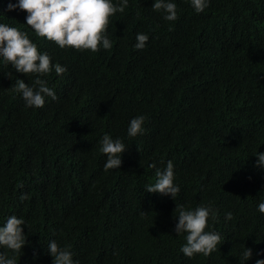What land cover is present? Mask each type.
Wrapping results in <instances>:
<instances>
[{
	"label": "trees",
	"instance_id": "obj_1",
	"mask_svg": "<svg viewBox=\"0 0 264 264\" xmlns=\"http://www.w3.org/2000/svg\"><path fill=\"white\" fill-rule=\"evenodd\" d=\"M0 0V23L28 34L52 63L66 67L47 80L58 99L27 107L13 90L16 73L0 57V225L26 221L27 243L17 264H52L51 240L70 246L78 264H255L264 259V0H210L196 13L172 0L167 21L153 0H128L111 17V49H60L25 23L26 12ZM120 0H113L119 4ZM148 35L137 50L136 34ZM145 132L129 137L132 118ZM105 133L127 147L120 169L104 170ZM174 164L170 196L148 193L157 168ZM21 195L27 199L21 200ZM211 205L208 229L224 242L209 256L180 251L176 205ZM142 212H144L142 214ZM232 214L226 220V213ZM244 247L252 258L244 261ZM259 253V255H258Z\"/></svg>",
	"mask_w": 264,
	"mask_h": 264
},
{
	"label": "clouds",
	"instance_id": "obj_2",
	"mask_svg": "<svg viewBox=\"0 0 264 264\" xmlns=\"http://www.w3.org/2000/svg\"><path fill=\"white\" fill-rule=\"evenodd\" d=\"M210 0H190V4L196 13H202L209 7ZM128 5V0H120L119 4L113 0H18V3L8 4V10L17 8L27 13L26 25L35 35L56 44L60 49L72 48L76 51L99 52L101 48L108 50L113 47L112 41L107 35V29L111 23V17L117 12L123 13ZM152 9L163 11L164 19L175 21L178 19L177 5L172 0H153ZM134 47L143 50L149 39L144 33L136 34ZM0 57L10 64L16 73L34 75L30 86L23 79L17 78L12 86L13 90L22 95L27 107L43 108L45 98L50 97L53 101L58 97L54 90L48 86V82L41 77L47 76L53 70L57 75L63 74L67 69L59 63L53 64L52 57L47 52H41L24 31L8 24L0 23ZM146 117L139 115L130 120L127 128L129 137L143 134ZM100 151L105 155L104 170L120 169L121 155L127 147L121 139H113L105 133L100 141ZM256 167L264 169V152H257ZM150 167L155 168V183L149 185L145 191L170 196L173 200L178 196L180 188L175 184L174 164L168 160L166 166L157 168L153 163ZM21 200L27 199L21 195ZM257 209L264 214V200L258 203ZM175 211L178 219L174 227L177 235L185 234V243L180 251L184 256L192 258L202 254L209 256L218 250L224 240L222 236L208 229V220L215 218L211 205H198L194 209L186 210L183 205H176ZM144 212H142L143 214ZM226 220L232 219V214L226 213ZM26 221L22 217L9 215L6 221L0 225V248H6L14 254H21L26 245L27 235L24 232ZM47 249L52 257V264H78L74 261L73 253L69 247H60L55 240H51ZM252 249L244 247L243 259L252 258ZM259 255V253H258ZM0 264H17L15 255L9 256L0 251ZM255 264H264V259H257Z\"/></svg>",
	"mask_w": 264,
	"mask_h": 264
}]
</instances>
